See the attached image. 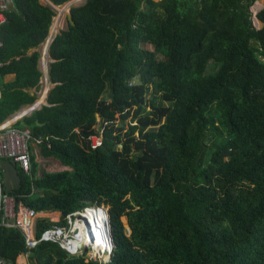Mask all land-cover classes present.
<instances>
[{
    "label": "trees",
    "instance_id": "16d2710c",
    "mask_svg": "<svg viewBox=\"0 0 264 264\" xmlns=\"http://www.w3.org/2000/svg\"><path fill=\"white\" fill-rule=\"evenodd\" d=\"M14 4L0 27V126L38 100L31 51L55 16L41 0ZM70 13L75 24L48 47V105L17 128L71 170L37 176L33 156V176L19 171L12 195L62 212L60 223L38 221V238L108 206L115 248L100 263L43 242L29 263L264 264V0H86ZM9 74L16 81L4 83ZM25 251L3 230L0 258Z\"/></svg>",
    "mask_w": 264,
    "mask_h": 264
},
{
    "label": "built area",
    "instance_id": "2783aa9c",
    "mask_svg": "<svg viewBox=\"0 0 264 264\" xmlns=\"http://www.w3.org/2000/svg\"><path fill=\"white\" fill-rule=\"evenodd\" d=\"M13 0H0V27L6 23L8 12L12 9ZM56 14H59L56 10ZM46 40L40 58L38 61L39 70L42 78L39 84V90L34 94L40 96L49 90L51 83L49 82L48 63V47L51 40L56 36L55 32H50ZM50 42V43H49ZM2 45L0 39V47ZM3 63L0 61V68ZM38 98V99H39ZM43 103L39 104L38 100L32 104L22 108L16 115L11 116L5 123L0 126V239L3 230L15 229L23 238L26 251L22 256L29 259L31 251L40 243H55L63 250L67 251L71 256H85L87 261H97L107 263L111 260L112 252L115 248L111 233L110 220H99L98 211L102 206H86L76 212L70 213L66 217L65 225H54L46 228L41 236L37 237V224L41 219H47L49 222L60 223L62 212L56 210L36 211L29 208L24 203L18 201L11 192H8L5 186L4 172L2 162H12L27 177H32V157L38 162L37 154H41V147L44 144L43 139L33 137L31 131L17 128L20 115L21 120L35 111L40 110ZM15 121L13 126H9L7 122ZM48 141V140H47ZM94 149L103 145L101 136L92 137L90 139ZM109 213V209L107 208ZM57 215L55 219L54 215ZM110 217V216H109ZM20 257V259L22 258ZM29 261V260H28ZM0 264H21L19 260L13 263L7 259L0 258ZM28 264H30L28 262Z\"/></svg>",
    "mask_w": 264,
    "mask_h": 264
},
{
    "label": "rangeland",
    "instance_id": "374dc122",
    "mask_svg": "<svg viewBox=\"0 0 264 264\" xmlns=\"http://www.w3.org/2000/svg\"><path fill=\"white\" fill-rule=\"evenodd\" d=\"M73 1H70V2H73ZM76 1L73 2V3H69V4L67 3L65 5H61L62 7L61 6L60 7L55 6L53 8V11H55V16L52 17L51 25H50L49 30H48V34H50V32H53V31L55 32V34H57V32L60 31L61 29H66L67 28V25H68L67 16L69 15L71 8L83 5L86 2V0H83L81 2H79V1L76 2ZM154 1H158L159 2V1H162V0H154ZM48 2L49 1H47V0H42V3L45 4V5H49ZM63 7H66V11L67 12H62L63 14L59 13V16H58V14H56L57 13L56 10L59 12L60 11L59 8H63ZM62 15H63V17H62ZM57 21H59V22H57ZM54 24L57 25V26L55 27V29L52 30ZM48 36L49 35H47L45 41L42 44H40L37 49H34V50H37L39 53H41L43 48H44V46L46 45V40L48 39ZM51 42H52V40H51ZM108 95L109 94L106 93L104 98L108 99ZM128 124H129V121L127 122V126H128ZM37 157H38L37 160H38V163H39L37 176H41L42 173H44V172L54 173V172H61V171L71 170L70 168H68L66 166H63L59 160L54 159V158L43 157L42 155H40L39 152L37 154ZM106 207L108 208V206H106ZM125 219H126V217H125ZM125 228H126L127 234L130 236L131 230H130V228L128 226L127 219H126Z\"/></svg>",
    "mask_w": 264,
    "mask_h": 264
},
{
    "label": "water",
    "instance_id": "95a60500",
    "mask_svg": "<svg viewBox=\"0 0 264 264\" xmlns=\"http://www.w3.org/2000/svg\"><path fill=\"white\" fill-rule=\"evenodd\" d=\"M57 7H60V6H57ZM68 19L71 24H75L71 13H69ZM98 120H100L99 115H98ZM2 169L4 172L5 186H6L7 191L13 193L14 191L19 190L21 182H22V178L19 174L17 166L13 164L12 162L3 161Z\"/></svg>",
    "mask_w": 264,
    "mask_h": 264
},
{
    "label": "crops",
    "instance_id": "0c3cea01",
    "mask_svg": "<svg viewBox=\"0 0 264 264\" xmlns=\"http://www.w3.org/2000/svg\"><path fill=\"white\" fill-rule=\"evenodd\" d=\"M47 1H49V0H47ZM73 1V0H72ZM76 0H74L73 2H75ZM81 2V1H83V0H77L76 2ZM41 2H42V0H41ZM73 2H69V3H73ZM68 3V4H69ZM48 6H50L52 9L55 7L54 5H52L50 2H48ZM80 6H82V5H80ZM62 7V6H61ZM78 7V6H77ZM15 8V4H14V0H13V6H12V9L10 10V11H12L13 9ZM9 11V12H10ZM71 11V10H70ZM8 12V13H9ZM8 15V14H7ZM67 18H68V16H67ZM68 21H69V19H68ZM35 51H37V50H32L31 52H35ZM38 52V51H37ZM54 61L53 60H51V58L49 57V55H48V63H53ZM50 66V65H49ZM38 70H39V64H38ZM50 69V68H49ZM40 71V70H39ZM41 73V72H40ZM14 81H16V75L15 74H9V75H6L5 77H4V83H13ZM49 82H50V77H49ZM51 83V82H50ZM55 85H53L52 83H51V85H50V88H49V90H46L41 96H40V98H39V100H38V102L42 99V96L45 94V102L43 103V106H47L48 105V103H47V98H48V94H49V91L51 90V88H53ZM37 90H39V88H34V89H30V93L31 94H34L35 93V91H37ZM14 115H16V114H14ZM28 116H30V115H28ZM20 117V119H19V122L21 121V115L19 116ZM11 123V126H13V124H15L16 122L15 121H12V122H7V124H10ZM18 171H20V169L18 168ZM23 258V257H22ZM21 259L19 258V263L21 262L20 261ZM25 260V263L24 264H28V260L29 259H24ZM23 264V263H22Z\"/></svg>",
    "mask_w": 264,
    "mask_h": 264
},
{
    "label": "bare ground",
    "instance_id": "6f19581e",
    "mask_svg": "<svg viewBox=\"0 0 264 264\" xmlns=\"http://www.w3.org/2000/svg\"><path fill=\"white\" fill-rule=\"evenodd\" d=\"M59 12L60 13H62V12H67L66 11V7H63V8H59ZM63 14V13H62ZM58 16H59V14H58ZM62 17H63V15H62ZM60 20V19H59ZM57 22H59V21H57ZM57 25H55L54 24V26H53V28H52V30L53 29H55V27H56ZM46 93V92H45ZM45 102V94L42 96V99L39 101V104H42V103H44ZM107 208V207H106ZM57 215L58 214H55L54 215V217H55V219H57ZM98 216H99V220L101 221V220H110V217H109V213H108V211L105 209V208H102L101 207V209L98 211Z\"/></svg>",
    "mask_w": 264,
    "mask_h": 264
},
{
    "label": "clouds",
    "instance_id": "9594fccd",
    "mask_svg": "<svg viewBox=\"0 0 264 264\" xmlns=\"http://www.w3.org/2000/svg\"><path fill=\"white\" fill-rule=\"evenodd\" d=\"M110 216V215H109Z\"/></svg>",
    "mask_w": 264,
    "mask_h": 264
}]
</instances>
